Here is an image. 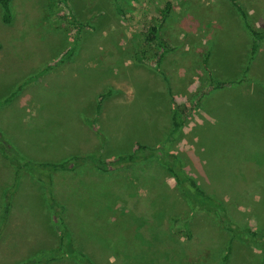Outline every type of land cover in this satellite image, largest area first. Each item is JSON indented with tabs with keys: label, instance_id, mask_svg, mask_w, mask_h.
Listing matches in <instances>:
<instances>
[{
	"label": "rangeland",
	"instance_id": "374dc122",
	"mask_svg": "<svg viewBox=\"0 0 264 264\" xmlns=\"http://www.w3.org/2000/svg\"><path fill=\"white\" fill-rule=\"evenodd\" d=\"M8 7L3 23L0 6V222L7 197L10 205L0 264H79L51 253L59 233L26 173L83 153L114 170L52 178L75 245L95 264H259L264 39L248 62L245 20L254 34L264 30V0H9ZM151 26L169 50L148 42ZM175 108L182 123L171 131ZM136 143L175 155L177 173L190 175L213 207L189 208L157 161L121 169L117 158ZM10 159L31 167L13 190ZM106 206L125 217L113 222Z\"/></svg>",
	"mask_w": 264,
	"mask_h": 264
},
{
	"label": "trees",
	"instance_id": "16d2710c",
	"mask_svg": "<svg viewBox=\"0 0 264 264\" xmlns=\"http://www.w3.org/2000/svg\"><path fill=\"white\" fill-rule=\"evenodd\" d=\"M8 3L9 0H0V6L2 8L1 11V21L3 23H7L9 22L10 19V9L8 7ZM168 6L169 3L166 2L163 9H162V14L165 17L167 11H168ZM121 8V7H120ZM246 23V29L248 30L249 34H250V39H251V46H250V51L248 53V62L254 57L255 55V51L257 49V47L259 46V41L264 39V30L262 32H259L257 34H254L253 31L250 28L249 22L245 20ZM157 28L155 26H151L149 29V34L150 36H146V39H148V42H154V40H156L157 44L164 48L169 50V46L164 42L163 39H158V36L156 35L157 33ZM248 64L247 63L244 67V71H247L248 69ZM245 73V72H243ZM168 92V96L172 97L171 91L169 89H167ZM108 95V92H105L103 94H99L97 96V105L96 108H98L99 102L101 101V99L105 96ZM98 111V109H96ZM172 120V126H171V131L175 130L176 128H178L179 125H181L182 123V117H181V111H179L178 109L175 108V110L173 111V115L171 117ZM95 134L99 135L100 132L98 130H96ZM136 146L134 148H132L131 152L127 153V154H122L119 155V157L117 158L116 161H120V168L124 169L127 168L128 166H134V165H147L152 166V163L156 162L160 163L162 165L165 166L166 170H168L172 177L175 180L176 185L178 186L179 191L181 192L182 196L184 197V199L186 200V202L189 204V208H191L192 210H206L209 209L211 207H213L215 199L210 196L209 194L205 193L204 191H202L197 185L196 183L193 181V179L191 178L190 175L184 173L183 171H179L177 173L176 168H178L179 163H175L177 158L175 155L172 154H168L166 156L165 152L163 151V149H159L161 151L160 156H156V154L154 153L157 148H155L154 146L151 147H147V146H143L141 144L136 143ZM87 154V153H86ZM85 153L83 154H77L74 156L69 157L68 159H65L59 163H37L32 165V168H40L41 169H32L34 173H32L31 175L28 173H26V175L32 180V182H34L35 184H37L38 188H39V193L42 197V199L44 200V202L46 203L48 210L50 212V219H51V223L52 225L55 226V229L58 231L59 233V238H58V245L55 249H53V251L51 252L53 255H57L58 258H60L63 254L66 255L67 258H70L72 260H74L75 262H78L79 264H95L93 262V259L79 251L77 249V245H75V236H74V232L73 230L70 228L66 216H65V209L66 206L64 205V203H62V200L58 199L57 196V191H56V184L54 179L52 178V173L54 171H69V172H73L74 170H78V168H85L87 170L99 173V175H103V174H108L109 172H112L111 169L113 168L112 166H110V162H103L101 159L95 157L93 155V153L86 155ZM17 159H10V164L14 167V173H13V177H12V190L14 189V187L16 186L17 180L19 179V177L21 176V172L22 169H24L25 166L29 167V163L28 161H23L22 163H17L16 162ZM118 161V162H119ZM154 161V162H153ZM113 165V164H112ZM35 166V167H34ZM47 167V168H46ZM111 167V168H110ZM115 167V166H114ZM31 167L28 168V170L30 171ZM46 168V169H45ZM116 170V169H115ZM148 170V169H147ZM112 194L114 196H117L118 198H122L118 195L117 192H115L114 190L111 191ZM83 192L80 193V197L82 198ZM107 196V195H106ZM130 198V197H129ZM103 194L100 195V198L98 199L99 204L101 203V201L103 200ZM109 199V198H108ZM8 197L4 202V207H3V220L2 222H0V228L3 226L4 224V219H5V215L8 212L9 209V202H8ZM217 205V203H215ZM209 205L211 207H209ZM109 206V205H108ZM108 206H106L105 212H106V216L109 215V217H112V220H114L113 222H115L116 220H119L121 217H125L126 213H122L121 210L119 209H114L113 207H110L112 209H108ZM208 211V210H207ZM211 212V211H209ZM177 220V219H173ZM141 222L138 224H131V226L129 228L132 229H136L138 226H141L142 224H145L144 221L140 220ZM246 232H248L249 234H251L250 239L255 238L257 235L255 234L254 231H250L247 230ZM151 236L150 238L152 239V234H153V230L152 232L150 231L149 233ZM248 234V235H249ZM154 240V239H153ZM113 244L114 241L112 240ZM156 247L159 244V241L157 240L156 242ZM260 249L261 252V258H260V263L259 264H264V244L259 245L258 247ZM62 253V254H61ZM226 257V255L223 256V259ZM53 258V256H52ZM22 264V263H19Z\"/></svg>",
	"mask_w": 264,
	"mask_h": 264
},
{
	"label": "crops",
	"instance_id": "0c3cea01",
	"mask_svg": "<svg viewBox=\"0 0 264 264\" xmlns=\"http://www.w3.org/2000/svg\"><path fill=\"white\" fill-rule=\"evenodd\" d=\"M245 19H246V17H245ZM248 20V19H247ZM263 40V39H262ZM250 45H251V41H250Z\"/></svg>",
	"mask_w": 264,
	"mask_h": 264
}]
</instances>
